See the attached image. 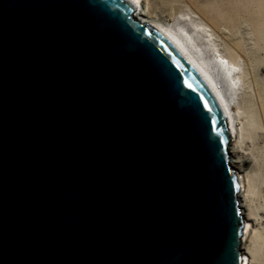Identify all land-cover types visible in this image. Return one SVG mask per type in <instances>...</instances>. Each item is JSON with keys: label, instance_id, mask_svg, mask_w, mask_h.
Segmentation results:
<instances>
[{"label": "water", "instance_id": "obj_1", "mask_svg": "<svg viewBox=\"0 0 264 264\" xmlns=\"http://www.w3.org/2000/svg\"><path fill=\"white\" fill-rule=\"evenodd\" d=\"M129 0H0V264H240L214 92Z\"/></svg>", "mask_w": 264, "mask_h": 264}, {"label": "rangeland", "instance_id": "obj_2", "mask_svg": "<svg viewBox=\"0 0 264 264\" xmlns=\"http://www.w3.org/2000/svg\"><path fill=\"white\" fill-rule=\"evenodd\" d=\"M139 4L140 12L160 24L172 25L175 20L207 23L215 31L210 50L223 57L228 68L232 61L242 72L238 75L240 84L231 76L226 78L228 84L234 85L228 97L240 131V143L230 140L228 151L229 158L236 151L240 160L230 165L242 178L238 202L243 221L247 218L249 223L247 234L241 237L242 254L247 253L250 264H264V137L259 128L257 99L264 98V0H139ZM243 59L251 65V75L246 73L247 63ZM252 75L255 85L251 82ZM245 196L251 204V215L243 206Z\"/></svg>", "mask_w": 264, "mask_h": 264}, {"label": "bare ground", "instance_id": "obj_3", "mask_svg": "<svg viewBox=\"0 0 264 264\" xmlns=\"http://www.w3.org/2000/svg\"><path fill=\"white\" fill-rule=\"evenodd\" d=\"M129 1H131L135 6L134 16L140 19V21L152 25L153 27L161 31L166 37H168V39L179 49V51L183 53V55L188 59V61H190V63L195 67V69L199 72V74L204 78V80L207 82L209 87L214 92L219 104L223 109V112L227 120L228 129L230 132V140H234V143H240V141L238 140L240 139V131L238 125L235 124L234 116L231 112L232 110L230 106L231 102L229 101V97H230L229 95H231L233 92L232 89L233 84H231V82H229L230 84H228L226 78L231 76L233 77V81H235L234 79H236V81L240 84L239 82L240 77L238 75L239 74L241 75L242 72L240 71V69L236 68L237 64H235L232 61L230 62L231 64L228 68L227 62L222 60L223 57L221 58L219 55L217 56V54H214V52L210 50L211 47H209V45L214 44L213 38L211 37L213 35V32L215 33V31H213V29L209 27L207 23H201V22L196 23L194 21L193 24L192 23L187 24L185 21H178V20H175V22L172 23V25H170L171 23L160 24L158 22L149 20L148 16H145L142 12H140L141 9H140L139 0H129ZM188 25H192V26L190 27ZM204 26L209 27L210 30L209 29L207 30V28H205ZM243 60L245 63H247V67L245 69L246 73L251 75L252 74V67H250L251 65L245 59ZM222 69L226 70L225 75H224V70ZM251 82L252 85L253 84L255 85L254 75L251 76ZM229 87L232 89V91L230 90ZM257 99L260 100L258 105L259 110L257 109L259 111L258 113L259 128L264 137V98L259 96V98ZM233 148L235 150V146ZM236 155L237 154L235 151L232 154V156H230L229 163L232 164L240 163V160L239 158L236 157ZM237 178L241 191L243 189L242 178L239 176V174H237ZM244 199L245 202L243 206L248 209V215H251L252 210L250 209L251 204L249 205L250 201L248 200L247 196H245ZM239 207L242 208L240 203H239ZM241 212L243 215L242 209ZM248 230H249V223L247 222V218H246L243 221L242 235L245 236ZM241 256H242V260L240 264H250L248 263L249 257L247 253L242 254V250H241Z\"/></svg>", "mask_w": 264, "mask_h": 264}]
</instances>
